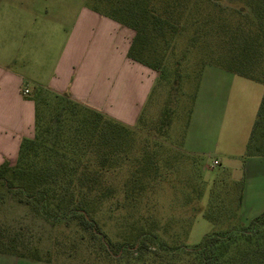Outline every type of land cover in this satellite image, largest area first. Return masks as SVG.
Masks as SVG:
<instances>
[{
	"label": "trees",
	"instance_id": "1",
	"mask_svg": "<svg viewBox=\"0 0 264 264\" xmlns=\"http://www.w3.org/2000/svg\"><path fill=\"white\" fill-rule=\"evenodd\" d=\"M91 8L134 31L127 57L158 73L150 94L155 81L160 86L171 77L177 89L182 59L196 78L209 64L264 87V0H91ZM28 98L33 136L21 140L13 164H0V252L48 264H264V211L206 233L192 247L179 236L165 238L170 227L152 198L157 151L137 134H165L169 102L148 123L144 105L128 125L40 85ZM248 156H264V88ZM226 199L213 195L204 217L216 223L236 215ZM7 202L24 207L28 223L2 213ZM34 220L51 231L45 247L33 243Z\"/></svg>",
	"mask_w": 264,
	"mask_h": 264
},
{
	"label": "rangeland",
	"instance_id": "2",
	"mask_svg": "<svg viewBox=\"0 0 264 264\" xmlns=\"http://www.w3.org/2000/svg\"><path fill=\"white\" fill-rule=\"evenodd\" d=\"M39 1L42 8V16L39 19L40 38L36 39L34 35L38 25L29 18L26 22V39L21 44V53L30 60L31 67L48 73L78 15L95 14L92 15L95 19L92 20L86 36L91 47L98 44V40L103 42L105 37L106 56H109V41L116 50L113 46L118 41L119 33H122L123 25L94 11L91 8V0ZM96 17L104 18L99 22ZM31 36H34V39H31ZM178 57L180 53H177ZM192 60L194 61V58ZM186 64V60L182 59L180 65L184 77L179 79V82L175 81L177 89H174L172 77L169 82L166 81L160 86H157L155 81L152 93L143 108L148 123L159 118L165 104L169 102L172 120L166 128V133L160 135L162 131L157 129L138 130L137 141L154 146L157 151L159 176L153 188L152 198L156 203V212L161 218V223H167L170 227L165 238L171 242L178 240L175 236H179L182 243L192 247L199 244L206 233L224 230L239 221L247 223L257 213L256 208L246 210L249 204L247 200L250 195L255 198L260 190L264 189V179L246 187L249 195L245 194L243 204L240 200L236 212L235 207L237 200L239 201L238 194L242 193L243 181L240 178L237 181L234 179L240 174L241 168L237 165L238 159L233 156H241L245 151L264 87L219 69L222 70L219 72L223 76L217 82L203 85L201 89V78L216 67L205 65L197 79L189 72L192 70L191 65ZM186 73L190 74L187 78ZM30 83L25 81V85ZM216 93L220 97L218 101L216 97L214 101ZM215 108L216 121L207 120L208 114H212ZM214 159L220 160V164H214ZM213 195H225L227 212H236V215H229L216 223L207 220L204 212ZM228 199L231 202H228ZM4 205L7 209L2 213L8 212L10 218H21L25 223L30 220L24 207L15 202H7ZM240 209L243 211V217ZM32 227L35 233L33 243L39 248L48 245L50 229L36 220L32 222Z\"/></svg>",
	"mask_w": 264,
	"mask_h": 264
},
{
	"label": "crops",
	"instance_id": "3",
	"mask_svg": "<svg viewBox=\"0 0 264 264\" xmlns=\"http://www.w3.org/2000/svg\"><path fill=\"white\" fill-rule=\"evenodd\" d=\"M92 15L95 14L77 16L57 59L48 73H45L42 69L31 67L30 60L21 53V44L27 35L26 22L29 18L38 25L34 35L36 39L40 38L39 19L42 16L40 1L0 0V164L5 161L13 164L21 140L33 136L34 103L28 98V94L35 84L57 93L67 94L74 100L125 124L135 123L149 97L156 72L127 57L134 35L132 29L128 27L121 26L122 33H119L118 41L113 46L116 50L112 48L111 41L108 42L109 56L105 54V50L107 52L105 37L103 42L98 40V44L91 47L86 36L92 20L95 19ZM98 19L99 22L102 21L99 17ZM31 39H34V36H31ZM215 67L208 75L205 73L203 76L202 73L201 89L203 85L217 82L223 76L219 72L222 68ZM25 81L31 82L33 86L31 83L25 85ZM23 88L28 89L27 94H23ZM215 97L217 101L220 99L218 93L215 94L214 101ZM216 113L215 108L212 114H208L207 120L216 121ZM233 157L238 159L237 165L241 168L239 176L234 179L237 181L240 178L243 181L240 198L243 204L245 194L248 193L246 187L260 183L264 179V156ZM214 160L217 164L221 162ZM247 201L249 204L246 210L256 208L255 215L264 211V189H261L255 198L250 195ZM240 212L243 217V211ZM0 264L48 263L0 252Z\"/></svg>",
	"mask_w": 264,
	"mask_h": 264
},
{
	"label": "built area",
	"instance_id": "4",
	"mask_svg": "<svg viewBox=\"0 0 264 264\" xmlns=\"http://www.w3.org/2000/svg\"><path fill=\"white\" fill-rule=\"evenodd\" d=\"M27 93H28V89L27 88H23V94H27ZM213 163L217 164V161L214 160Z\"/></svg>",
	"mask_w": 264,
	"mask_h": 264
}]
</instances>
